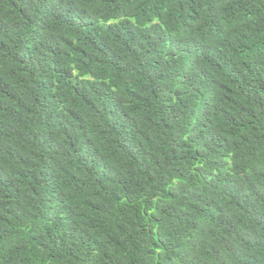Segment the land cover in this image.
I'll return each mask as SVG.
<instances>
[{"label":"trees","instance_id":"16d2710c","mask_svg":"<svg viewBox=\"0 0 264 264\" xmlns=\"http://www.w3.org/2000/svg\"><path fill=\"white\" fill-rule=\"evenodd\" d=\"M0 264H264V0H0Z\"/></svg>","mask_w":264,"mask_h":264}]
</instances>
